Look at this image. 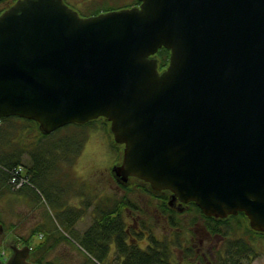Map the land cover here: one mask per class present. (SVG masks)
Returning a JSON list of instances; mask_svg holds the SVG:
<instances>
[{
	"label": "water",
	"instance_id": "95a60500",
	"mask_svg": "<svg viewBox=\"0 0 264 264\" xmlns=\"http://www.w3.org/2000/svg\"><path fill=\"white\" fill-rule=\"evenodd\" d=\"M139 1L88 18L63 0L4 11L0 120L51 134L104 117L124 145L122 183L168 190L180 211L242 212L264 232V0ZM161 48L171 51L162 72ZM10 251L0 264H37L28 245Z\"/></svg>",
	"mask_w": 264,
	"mask_h": 264
},
{
	"label": "rangeland",
	"instance_id": "374dc122",
	"mask_svg": "<svg viewBox=\"0 0 264 264\" xmlns=\"http://www.w3.org/2000/svg\"><path fill=\"white\" fill-rule=\"evenodd\" d=\"M133 1L129 0L126 5L129 6ZM13 124L15 127L11 128L10 134L14 135L16 141L41 137L36 127L19 120H14ZM67 135L74 137L71 138L73 143L67 145L71 146V153L68 158H64L61 148L56 167H51L46 174L48 181L43 186L48 197L39 189L37 192L40 200L37 196L29 197L14 190L11 194L0 195V215L6 229L0 236V259L10 256L11 245L22 246L28 238L33 252L37 245L55 244L57 238L64 234L69 239L62 240L52 249L46 256L47 264H92L69 234L74 232V236L82 237L94 222L95 208L104 198L109 199L112 205L123 195L129 197L112 175V167L120 161V150L113 145V136L109 132L108 124L96 120L82 127L62 129L51 134L46 140L56 142L61 138L59 141L66 147L69 141ZM52 143H48V148ZM23 164L29 168L33 166V161L30 157H25ZM142 187L146 186L141 184V187H134L129 198L141 212L134 214L123 208L127 224L140 226L141 220L148 219L147 225L153 229L157 240L165 239L172 243L171 252L174 253L175 264H220L226 254L225 245L228 239L207 233L204 218L196 210L190 209L178 217L184 230H179V227V231H171L159 213L157 198ZM67 213L75 216L68 232L65 229L67 225L69 228L70 222L66 218ZM195 222L197 224L193 225ZM239 222L240 226L237 225ZM227 223L229 227L224 226L222 232H234L246 247V251L242 252V264H264V234L249 232V224L243 219L229 218ZM138 230L141 231L139 228ZM146 233L151 235L147 231ZM177 242L181 247L174 246ZM148 244V241H145L143 247L146 248ZM185 249L191 251L187 258L183 257ZM114 250L115 247L112 254Z\"/></svg>",
	"mask_w": 264,
	"mask_h": 264
},
{
	"label": "trees",
	"instance_id": "16d2710c",
	"mask_svg": "<svg viewBox=\"0 0 264 264\" xmlns=\"http://www.w3.org/2000/svg\"><path fill=\"white\" fill-rule=\"evenodd\" d=\"M169 56V50L163 48L159 51L158 58L161 70L168 65ZM14 120L25 122L29 126L36 127L37 130L39 129L38 124L32 120L18 117H8L1 120L0 195H7L8 193L11 194L14 192L10 182L11 171L18 165H24L23 159L25 157H30L34 161V165L29 167L28 173L30 175L31 185L41 190L43 194H46L43 184H46L48 181L46 174L50 171L51 167H56L57 157L63 146L59 141L61 138L56 142L49 141L46 139L50 135H45L40 132L41 137L16 141L14 135L10 134L11 128L15 127V124H13ZM69 127H82V125L74 124L65 128ZM66 138H69V141H67L63 151L67 150V153H71V146L67 145L73 143L74 140H71V138L74 137L67 135ZM50 142L53 143L50 145V148H48V143ZM118 186L125 194H129V197L123 195L118 199L119 201H115L112 205H110L109 199L107 200V198H104L95 208L96 218L89 229L84 232L82 237L74 236V232H72L69 234L71 238L77 242L92 264H175L174 253L171 252L172 243L165 239L158 241L156 236L153 235V229L147 225L149 222L148 219L141 220L140 226L129 225L125 221L123 208L134 214H139L141 212V209L129 199L130 191H132L134 187H138V185L133 186L130 184L123 185L118 183ZM143 190L148 191L146 188ZM31 192H34V189L25 188L18 193L29 195ZM46 197H48L47 194ZM155 198L158 199L159 213L164 218L169 229L171 231H183V224L178 219L181 214L169 207L168 192ZM47 199L49 200V198ZM189 209L196 210L201 217L204 218L206 221V224L204 223V228L208 233L214 235V237L220 235L228 239L225 245L227 248L226 254L223 256L224 259L221 260L220 264H242L241 260L244 258L242 252L246 251V247L241 244L243 240L238 239L240 237H237L234 232L232 234L227 231L224 233L222 232L224 226H226V228L229 227L226 225L228 224L227 219L208 218L202 214L201 210L195 204H191ZM231 218L244 219V221L247 219L244 214ZM0 221L2 222V215H0ZM72 223L71 220L69 222V228L68 225L66 226V232L70 230ZM196 224L197 222L193 225ZM237 225L240 226L241 222ZM179 227H181V229L178 230ZM138 228L141 231H139ZM146 231L151 233V235L148 236ZM249 232L256 234L250 229ZM68 239L67 235L62 234L60 238H57V241L54 242L55 244L49 246L46 243L40 246L37 245L35 251L32 252V260L37 264H47L46 256L59 242L62 240L67 241ZM29 241L30 238L24 242L30 244L31 242ZM145 241L149 243L146 248L143 247ZM175 245L181 247L178 242L175 243L174 246ZM113 247H115L114 254H112ZM38 250L40 251L37 252ZM184 254L183 257L187 258L191 255V251L189 252V249H185Z\"/></svg>",
	"mask_w": 264,
	"mask_h": 264
},
{
	"label": "flooded vegetation",
	"instance_id": "af4514ba",
	"mask_svg": "<svg viewBox=\"0 0 264 264\" xmlns=\"http://www.w3.org/2000/svg\"><path fill=\"white\" fill-rule=\"evenodd\" d=\"M19 0H2L0 1V14L7 10L9 7L14 5ZM64 3L76 11L81 17H95L99 15L108 14L115 10H121L125 8H131L140 6V2H136L134 4H130L127 6L126 4L129 3V0H63ZM127 1V2H126ZM114 177V175H113ZM134 180V179H133ZM155 194H163L164 192H154ZM29 197H35L34 193H29ZM188 207V206H187ZM68 221H73L75 216L70 214L66 216ZM194 259L193 257L191 258Z\"/></svg>",
	"mask_w": 264,
	"mask_h": 264
},
{
	"label": "built area",
	"instance_id": "2783aa9c",
	"mask_svg": "<svg viewBox=\"0 0 264 264\" xmlns=\"http://www.w3.org/2000/svg\"><path fill=\"white\" fill-rule=\"evenodd\" d=\"M21 168H16L12 171V184L16 187H21L27 183V178L22 177Z\"/></svg>",
	"mask_w": 264,
	"mask_h": 264
},
{
	"label": "bare ground",
	"instance_id": "6f19581e",
	"mask_svg": "<svg viewBox=\"0 0 264 264\" xmlns=\"http://www.w3.org/2000/svg\"><path fill=\"white\" fill-rule=\"evenodd\" d=\"M165 49H166V48H165ZM167 50H168V49H167ZM169 51H170V50H169ZM107 123H108V125H111L110 121H108V120H107ZM63 149H65V147H64V146H62V150H63ZM67 152H68V151H67V150H65V151H63V153H62V154H64L65 156H69V153H70V152H69V153H67ZM241 213H242V212H241Z\"/></svg>",
	"mask_w": 264,
	"mask_h": 264
}]
</instances>
